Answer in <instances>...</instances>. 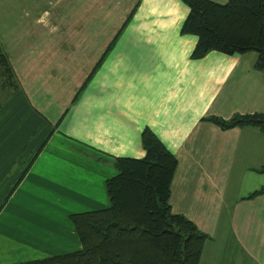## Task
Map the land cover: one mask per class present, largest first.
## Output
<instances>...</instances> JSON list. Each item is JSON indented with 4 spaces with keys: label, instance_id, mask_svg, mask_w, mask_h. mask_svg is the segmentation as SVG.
Instances as JSON below:
<instances>
[{
    "label": "crops",
    "instance_id": "1",
    "mask_svg": "<svg viewBox=\"0 0 264 264\" xmlns=\"http://www.w3.org/2000/svg\"><path fill=\"white\" fill-rule=\"evenodd\" d=\"M54 1L71 8L0 11L19 84L0 90V264L79 249L67 216L107 206L113 158L142 157L144 128L176 159L171 212L209 237L198 264H264V193L248 197L264 187V133L203 119L264 113L256 53L191 58L181 0Z\"/></svg>",
    "mask_w": 264,
    "mask_h": 264
},
{
    "label": "trees",
    "instance_id": "2",
    "mask_svg": "<svg viewBox=\"0 0 264 264\" xmlns=\"http://www.w3.org/2000/svg\"><path fill=\"white\" fill-rule=\"evenodd\" d=\"M181 1L188 10L180 32L196 36L191 58L209 51H252L256 53L253 68L264 73V0ZM18 87L0 45V90L10 94ZM203 119L221 129L251 126L264 133V113L260 112ZM140 144L142 157L113 158L115 174L103 181L108 202L105 208L67 216L79 249L9 264H198L202 244L209 237L181 214L172 213L168 203L176 159L148 128L141 130ZM260 193L264 187L248 197Z\"/></svg>",
    "mask_w": 264,
    "mask_h": 264
},
{
    "label": "rangeland",
    "instance_id": "3",
    "mask_svg": "<svg viewBox=\"0 0 264 264\" xmlns=\"http://www.w3.org/2000/svg\"><path fill=\"white\" fill-rule=\"evenodd\" d=\"M65 4H66L65 2L54 1V0H0V11H3L5 9V10H9V11L14 12V14H16L17 16H15V17L13 16L10 19L12 21H18V20L24 19V18H21L19 16L20 12L22 13L24 10H28V11H30V10H32V11L46 10V11H52V12L54 10H58L61 12H67V10L71 7H69V6L65 7L64 6ZM96 5H98V3L95 4V6ZM90 12H91V10H90ZM109 12H111V11H109ZM111 13H114V12H111ZM78 14L84 15V13H81L79 11H78ZM86 14H89V13H86ZM25 19H27L29 21L32 18H25ZM74 19L76 20V24H82L85 20H87V21L92 20V18H90V17H82V16H76ZM99 20H100L99 16L94 18V21H96V24H100ZM118 22H119V18L116 15L109 16V21H108L109 26L114 25L115 23H118ZM13 24L14 23H11L10 25H13ZM113 39L114 38H112L111 40H113ZM43 211H46V208L43 209ZM0 259L4 260L3 263H6L5 262L7 260L6 258H4V259L0 258Z\"/></svg>",
    "mask_w": 264,
    "mask_h": 264
}]
</instances>
